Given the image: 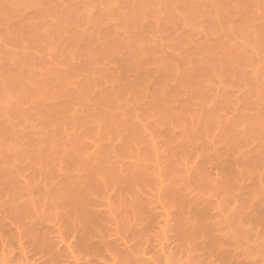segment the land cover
<instances>
[{"label": "rangeland", "instance_id": "374dc122", "mask_svg": "<svg viewBox=\"0 0 264 264\" xmlns=\"http://www.w3.org/2000/svg\"><path fill=\"white\" fill-rule=\"evenodd\" d=\"M0 264H264V0H0Z\"/></svg>", "mask_w": 264, "mask_h": 264}]
</instances>
